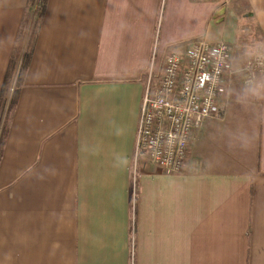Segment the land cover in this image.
I'll list each match as a JSON object with an SVG mask.
<instances>
[{
  "label": "crops",
  "instance_id": "obj_1",
  "mask_svg": "<svg viewBox=\"0 0 264 264\" xmlns=\"http://www.w3.org/2000/svg\"><path fill=\"white\" fill-rule=\"evenodd\" d=\"M40 1L0 0V137ZM251 39L264 0H47L1 151L0 264H264V125L249 112L221 95L180 174L132 159L153 58ZM236 126L259 129L249 150L227 148Z\"/></svg>",
  "mask_w": 264,
  "mask_h": 264
},
{
  "label": "built area",
  "instance_id": "obj_2",
  "mask_svg": "<svg viewBox=\"0 0 264 264\" xmlns=\"http://www.w3.org/2000/svg\"><path fill=\"white\" fill-rule=\"evenodd\" d=\"M230 53L225 42L200 40L183 54L166 55L160 67L153 58L132 157L135 172L183 171L194 133L224 110L220 82L226 75L220 73L216 58Z\"/></svg>",
  "mask_w": 264,
  "mask_h": 264
},
{
  "label": "clouds",
  "instance_id": "obj_3",
  "mask_svg": "<svg viewBox=\"0 0 264 264\" xmlns=\"http://www.w3.org/2000/svg\"><path fill=\"white\" fill-rule=\"evenodd\" d=\"M220 73L235 76L242 82L236 86L231 80L221 81L225 108L239 106L249 112L258 125H264V39H251L239 46L232 56L216 58ZM222 136L229 150H249L259 136V129L246 126L224 128ZM119 167H127L128 158L116 156Z\"/></svg>",
  "mask_w": 264,
  "mask_h": 264
},
{
  "label": "trees",
  "instance_id": "obj_4",
  "mask_svg": "<svg viewBox=\"0 0 264 264\" xmlns=\"http://www.w3.org/2000/svg\"><path fill=\"white\" fill-rule=\"evenodd\" d=\"M46 4H47V0H41L40 1V10L38 11L39 12V16L35 20V24H34V27H33V30H32L30 41H29V45H28V48H27L26 53L24 55L23 61L21 63L19 74H18V78L16 80L14 89L12 91V97H11V100H10L8 108H7V112H6V115H5L2 131H1L0 157H1V151H2L3 145H4V142H5V138H6V135H7V126H8V123H9L10 115H11V112L15 109V106L17 104V100H18V97H19V89H18V87H19V84L21 83V80L23 79V77H22L23 72H25L27 70V68H28V66L30 64L32 51H33V47H34V43H35V39H36L38 30H39L41 19L43 17L44 12H45ZM14 63H15V60L11 62V67L12 68L14 66ZM9 83H10V80L7 81L6 86L3 89V92L5 93V95L7 93V89H8ZM4 93L2 94V97L3 96L5 97ZM0 104L2 105L1 107L4 110V108L6 106V101L4 99H2Z\"/></svg>",
  "mask_w": 264,
  "mask_h": 264
},
{
  "label": "rangeland",
  "instance_id": "obj_5",
  "mask_svg": "<svg viewBox=\"0 0 264 264\" xmlns=\"http://www.w3.org/2000/svg\"><path fill=\"white\" fill-rule=\"evenodd\" d=\"M22 61H23V58H22ZM242 81H240V83H241ZM15 83H16V79H12V81H10V91L12 92L13 91V89H14V86H15ZM239 83V82H238ZM11 94V93H10ZM11 97H12V95L9 97V101L11 100ZM222 100V99H221ZM1 126V125H0Z\"/></svg>",
  "mask_w": 264,
  "mask_h": 264
}]
</instances>
